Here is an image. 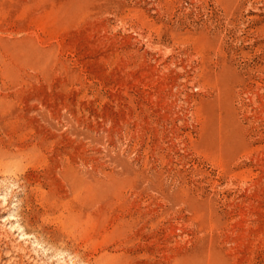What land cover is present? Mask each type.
Wrapping results in <instances>:
<instances>
[{
  "label": "rangeland",
  "instance_id": "1",
  "mask_svg": "<svg viewBox=\"0 0 264 264\" xmlns=\"http://www.w3.org/2000/svg\"><path fill=\"white\" fill-rule=\"evenodd\" d=\"M0 264H264V0H0Z\"/></svg>",
  "mask_w": 264,
  "mask_h": 264
}]
</instances>
